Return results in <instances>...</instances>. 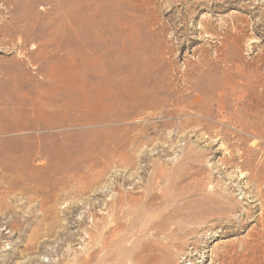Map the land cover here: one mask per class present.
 <instances>
[{
  "label": "rangeland",
  "instance_id": "rangeland-1",
  "mask_svg": "<svg viewBox=\"0 0 264 264\" xmlns=\"http://www.w3.org/2000/svg\"><path fill=\"white\" fill-rule=\"evenodd\" d=\"M0 264H264V0H0Z\"/></svg>",
  "mask_w": 264,
  "mask_h": 264
},
{
  "label": "bare ground",
  "instance_id": "bare-ground-1",
  "mask_svg": "<svg viewBox=\"0 0 264 264\" xmlns=\"http://www.w3.org/2000/svg\"><path fill=\"white\" fill-rule=\"evenodd\" d=\"M249 214H250V213H249ZM247 216H250V215H247ZM247 216H246V217H247ZM172 240H173V239H172ZM167 246H168V245H167ZM167 246H166V247H167ZM167 251H168V250H167ZM169 251H170V250H169ZM153 256H154V255H153ZM169 257H170V256H169ZM171 258H172V257H171Z\"/></svg>",
  "mask_w": 264,
  "mask_h": 264
}]
</instances>
